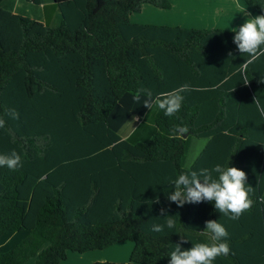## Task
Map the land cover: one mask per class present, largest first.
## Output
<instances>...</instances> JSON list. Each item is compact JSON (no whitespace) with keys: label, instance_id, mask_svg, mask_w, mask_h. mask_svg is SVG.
<instances>
[{"label":"trees","instance_id":"1","mask_svg":"<svg viewBox=\"0 0 264 264\" xmlns=\"http://www.w3.org/2000/svg\"><path fill=\"white\" fill-rule=\"evenodd\" d=\"M53 2L58 27L31 34L33 23L20 20L19 48L0 43V154L15 151L22 164L0 167V236L27 232L0 252V264H60L68 253L123 242L133 244L129 264H169L181 239L182 251L210 242L207 221L229 234L230 254L213 264H264V116L252 104L256 97L264 107V56L240 73L249 57L238 52L234 31L130 21L145 4L170 9L168 0ZM243 2L264 15V0ZM141 88L154 99L178 92L183 101L174 116L157 107L151 136L130 143L112 120L123 109L146 111V97L135 99ZM190 138L208 143L185 169ZM217 164L247 176L253 204L238 220L214 203L178 207L167 199L180 174ZM161 208L176 226L156 233Z\"/></svg>","mask_w":264,"mask_h":264},{"label":"clouds","instance_id":"2","mask_svg":"<svg viewBox=\"0 0 264 264\" xmlns=\"http://www.w3.org/2000/svg\"><path fill=\"white\" fill-rule=\"evenodd\" d=\"M233 43L236 44L241 55L246 54L249 57L237 67L238 72L243 73L251 63L264 56V15L254 16L244 22L234 33ZM141 94L146 97L143 100L144 107L150 108L155 103L166 116H174L180 110L183 101V97L178 92L161 93L154 99L151 91L141 88L135 98L138 102ZM252 104H255L260 115L264 116V107L256 97L253 98ZM7 114L12 119H19V113L14 109H9ZM4 126L5 120L0 118V128ZM180 131L184 132L186 129L181 128ZM20 166H22L21 157L17 152L0 154V167L15 170ZM246 180L247 176L243 171L217 164L210 171L204 169L199 173L191 171L180 174L171 182L174 191L167 199L178 207L201 201L214 203L215 210L220 214L230 220H238L253 204L249 198L251 187L246 185ZM159 217L164 218V223L154 224L152 231L162 233L166 229L175 228L176 220L174 216L168 215L167 209L161 208ZM204 231L208 235L209 243L197 242L192 244L190 250L182 251L180 244L187 240L181 239L170 253L169 264H213L218 257H227L230 254V247L226 242L229 234L222 224L217 221H207Z\"/></svg>","mask_w":264,"mask_h":264},{"label":"crops","instance_id":"3","mask_svg":"<svg viewBox=\"0 0 264 264\" xmlns=\"http://www.w3.org/2000/svg\"><path fill=\"white\" fill-rule=\"evenodd\" d=\"M170 4L171 7L167 11L174 10L173 12H175L174 4L171 2ZM179 5L181 9L178 19H171V23L156 24V26L198 30L222 29L236 32L244 22L254 16H258V14L246 7L243 0H225V2L223 0H180ZM1 9L0 43L4 51L17 50L19 48L21 31L18 23L20 20L33 23L30 30L31 34H42L45 28L50 27V21L48 22V19L51 18L50 15L53 12H58L53 0H5L1 5ZM226 10L229 12L226 13ZM142 11L143 9L139 13ZM132 23L145 25V23L138 21ZM133 112L136 113V118L140 116L139 112L132 110ZM207 143L208 139L206 138H190L187 149L188 154L186 153L187 157H185L183 163L185 169L191 167ZM194 150L196 151L195 155L188 158V155L192 154ZM18 233H25L27 235V232ZM25 234L15 235L13 233L0 236V252L14 248L26 236ZM132 248L133 244L131 242H123L103 251H92L84 254L68 253L67 259L60 264H93L94 262L129 264L128 259ZM35 262L36 259L31 258L25 264H35Z\"/></svg>","mask_w":264,"mask_h":264},{"label":"rangeland","instance_id":"4","mask_svg":"<svg viewBox=\"0 0 264 264\" xmlns=\"http://www.w3.org/2000/svg\"><path fill=\"white\" fill-rule=\"evenodd\" d=\"M174 4V10H162L155 8L151 5H143V11L139 14H132L130 17L131 22H143L145 24H168L171 23V19H178L181 6L179 5L180 0H169ZM225 2V0H223ZM226 13L229 11L226 10ZM171 13V14H168ZM228 15V14H224ZM51 18L48 19L50 27L59 26V12H53L50 15ZM189 17H191L189 15ZM140 21H139V20ZM142 109V108H141ZM157 109V106L152 104L150 108H146L145 113L141 114L136 118L135 114L132 113V108L123 109L116 113L112 120V126L116 129L119 136L126 139L130 143H135L138 141H145L151 136L154 130L153 116ZM139 118V119H138ZM196 140V139H194ZM198 143V142H197ZM196 151L194 150L192 154L188 155V158L193 157ZM188 154V152H187ZM187 157V155H186ZM25 233H15V235H22ZM26 235V234H25ZM25 238V237H24Z\"/></svg>","mask_w":264,"mask_h":264},{"label":"water","instance_id":"5","mask_svg":"<svg viewBox=\"0 0 264 264\" xmlns=\"http://www.w3.org/2000/svg\"><path fill=\"white\" fill-rule=\"evenodd\" d=\"M188 135H189L188 133H183V134H182V138H183V139H186V138L188 137Z\"/></svg>","mask_w":264,"mask_h":264}]
</instances>
